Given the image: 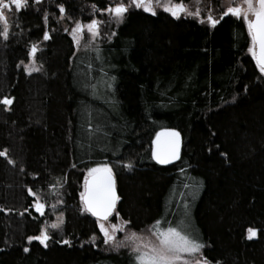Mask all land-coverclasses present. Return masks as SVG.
Returning a JSON list of instances; mask_svg holds the SVG:
<instances>
[{"label": "trees", "instance_id": "obj_1", "mask_svg": "<svg viewBox=\"0 0 264 264\" xmlns=\"http://www.w3.org/2000/svg\"><path fill=\"white\" fill-rule=\"evenodd\" d=\"M117 1L4 10L0 101H14L0 103V264H137L136 253L109 248L84 208L88 169L101 164L117 180L113 221L135 232L167 221L203 242L211 264H264V74L244 20L220 15L212 27L133 7L115 24L100 10ZM204 1L220 10L221 0ZM93 19L105 23L101 45L77 52L69 30ZM34 44L40 71L29 75ZM165 129L180 133L181 152L162 165L153 150ZM57 215L64 223L47 230V247L29 241Z\"/></svg>", "mask_w": 264, "mask_h": 264}, {"label": "snow or ice", "instance_id": "obj_2", "mask_svg": "<svg viewBox=\"0 0 264 264\" xmlns=\"http://www.w3.org/2000/svg\"><path fill=\"white\" fill-rule=\"evenodd\" d=\"M35 3H39V0H34ZM156 5L162 7L164 11H167L173 17L179 19L181 15H193L195 17L200 16V12L197 9L195 12H189L184 6L182 0L179 3L168 0L167 3L161 4L160 0H155ZM246 8L242 6L228 7L227 10L221 14V18L224 15H232L236 18L243 17L248 29L249 36L251 38V45L249 52L253 59L256 61L257 66L261 73H264V0H244ZM27 5V0H0V20L4 23L2 34L4 39L8 38V20L5 16V9L11 10L13 6L16 10H20ZM129 6H135L136 8H142L144 11L156 14L155 7L153 6V0H129L128 4L121 3L109 5L107 9H101V12L107 11L111 16L116 19L117 23L122 22ZM95 8V5H93ZM60 11L64 12L63 5H59ZM249 16L254 17L250 19ZM45 22L47 17L45 16ZM201 23H205L204 19H200ZM207 22L212 27H215L219 22L213 18L211 14L207 17ZM101 22L93 19L87 24L77 21L75 27L72 29V36L74 42L79 48L80 39L82 34L87 31L91 34V39L94 40L100 35L99 24ZM67 31V29H65ZM44 39H50V36L46 32ZM38 51L34 44L30 50V56L35 63V54ZM24 64L23 61L20 62ZM25 71L31 75L32 72H39L40 68L33 66H25ZM114 79V78H113ZM14 101V98L4 97L0 103L5 106H10ZM156 148L153 152V156L160 164L170 163L174 159L179 158L180 150V133L175 130L165 129L156 135L155 140ZM7 150L0 152V155H6ZM14 163L13 161H9ZM75 167V165H73ZM126 167L131 170L132 164L128 163ZM62 186V185H61ZM29 193L32 190L29 189ZM81 199L84 203L85 210L91 212L101 221H107L111 214L115 211L116 203L120 197L116 193L115 180L112 172V168L107 164L97 165L88 169V176L84 182V191L81 193ZM34 206L37 212L43 215L45 204L41 202H34ZM55 205H53V208ZM22 215V213H21ZM117 215H119L117 213ZM62 219L60 223H62ZM129 221H124L127 225ZM161 221L157 220L154 225L149 229L151 236L145 237L138 234L135 231L130 232L126 236V240L131 242L132 251L136 253L135 259L137 264H211L206 257H203L202 249L205 244L183 231L182 226H172L165 221V227H161ZM53 228H58L59 224H52ZM101 232L104 234L105 243L114 242L116 240L115 232L122 231L116 224H112V231L105 227L104 223L99 225ZM248 239H252L258 236V230L249 228ZM154 236L155 240L151 237ZM29 241L38 240L45 247H47V241L51 239L47 232V228H44L40 235L29 237ZM95 240V236L92 237ZM63 243L69 244L70 241H63ZM114 247L119 248L121 243H114ZM25 251H28L25 248ZM203 257L202 259L197 257ZM217 264H220L218 261Z\"/></svg>", "mask_w": 264, "mask_h": 264}, {"label": "rangeland", "instance_id": "obj_3", "mask_svg": "<svg viewBox=\"0 0 264 264\" xmlns=\"http://www.w3.org/2000/svg\"><path fill=\"white\" fill-rule=\"evenodd\" d=\"M167 2H168V0H160V3H161V4H164V3H167ZM172 2H173V1H172ZM118 3H121V0H118L116 4H118ZM123 3L128 4V3H129V0H123ZM220 5H221V6H220V10H218V8H215V7H214L211 3H209V2H206V1H204V0H197V1L193 2L192 4L186 5L185 7H186V9H187L189 12H195V11L198 9L199 12H200V16H199V17H195V16H193V15H183V14H182L181 16L195 18V19H198L199 21H200V19H204V20H205V23L210 24V23L207 22V17H208L209 14H211V15L213 16V18L218 19V17H219L222 13H224V12L227 10L228 7H236V6H242V7H244V8L247 7V5L244 4V0H221V4H220ZM153 6L155 7L156 12H158L159 10H164L162 7L156 5L155 0H153ZM133 7H135V6H129L128 10H129L130 8H133ZM141 9H142V8H141ZM145 12H146V11H145ZM147 13H149V12H147ZM150 14H151V13H150ZM110 17H111V19H113V20H112L113 23H115V24H119V23H121V22L117 23L116 19H114V18L111 16V14H110ZM241 18L243 19V17H241ZM249 18H250V19H254V17H252V16H249ZM243 20H244V19H243ZM98 21H100V20H98ZM100 22H101V23L99 24L100 35H99L98 37H96L94 40H92V39L90 38V37H91V34H90V33L87 31V29L85 28V31H84L83 34H82V38L80 39L79 48H77V45H76V43H75V45H76V49H77V52H81V53H82V52L92 51V50L98 48V47L101 45V41H102V28H103V25H104L105 23L103 24L102 21H100ZM244 22H245V21H244ZM84 24H87V23H84ZM74 27H75V24H74V26H73L72 28H70V30H69V33H70V35H71L72 38H73V36H72L71 33H72V29H73ZM9 31H10V29L8 28V32H9ZM73 40H74V38H73ZM26 65H28V66H33V67H38V65H37L36 62L33 64V59H32V58H31V60H30L28 63L24 64V68H25ZM38 68H39V67H38ZM33 73H35V71L32 72L31 74H33ZM263 74H264V73H263ZM87 176H88V173H87ZM87 176H86V177H87ZM61 219H62V221H63L62 223H60ZM54 223L59 224L60 226H62L63 223H64V215H57V216L55 217V220L52 221V222H49V223L47 222V223L44 225V228H47V230H48V229H55V228H53V227L51 226V225L54 224ZM100 223H104L105 227L108 228L110 231H112V224H116L119 228H122V229H123L122 231H116V232H115L116 240H115L114 242L107 243V245L109 246V248H110L111 250L127 249V250L133 252V251H132V247H131V242L128 241V240H126V236H127L130 232H132L133 230H130V229L127 227V225L124 224V221H122L120 218H117L115 221H113L112 218H111V219H109V220H107V221H98V227H99ZM60 226H59V227H60ZM59 227H58V228H59ZM44 228H43V229H44ZM99 229H100V227H99ZM100 231H101V230H100ZM101 233H102V235H103V237H104L103 232H101ZM137 233H138V234H141V235H143V236H145V237H149V236H151L150 231L137 232ZM151 238H152L153 240H155V237H154V236H152ZM114 243H121L122 246H120L119 248L114 247V246H113ZM197 257H199V254H197ZM199 258L202 259L203 257H199Z\"/></svg>", "mask_w": 264, "mask_h": 264}, {"label": "water", "instance_id": "obj_4", "mask_svg": "<svg viewBox=\"0 0 264 264\" xmlns=\"http://www.w3.org/2000/svg\"><path fill=\"white\" fill-rule=\"evenodd\" d=\"M155 148H156V145L154 146V150H155ZM154 150H153V152H154ZM180 152H181V139H180V150H179V155H180ZM156 160V159H155ZM157 161V160H156ZM177 161V159H174V160H172L170 163H167V164H173L174 162H176ZM158 162V161H157ZM159 163V162H158ZM162 165H166V164H162ZM113 172V171H112ZM113 176H114V180H115V189H116V193H117V195L119 196V193H118V188H117V180H116V177H115V175H114V173H113ZM83 201V200H82ZM119 201H120V199L117 201V203H116V207H115V211L111 214V216L109 217V219H111L112 217H113V215L116 213V211H117V208H118V204H119ZM84 204V203H83ZM87 211V210H86ZM94 219H96L97 221H101V220H99L96 216H94L91 212H89V211H87ZM108 219V220H109Z\"/></svg>", "mask_w": 264, "mask_h": 264}]
</instances>
